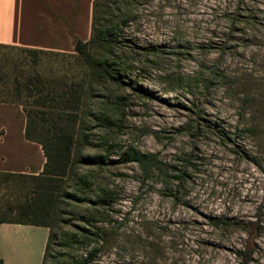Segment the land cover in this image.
I'll return each instance as SVG.
<instances>
[{
    "label": "rangeland",
    "instance_id": "rangeland-1",
    "mask_svg": "<svg viewBox=\"0 0 264 264\" xmlns=\"http://www.w3.org/2000/svg\"><path fill=\"white\" fill-rule=\"evenodd\" d=\"M108 11L115 78H90L75 50L0 44V76L83 82L78 156L101 160L71 169L46 264H264V0ZM26 184L0 176L2 214Z\"/></svg>",
    "mask_w": 264,
    "mask_h": 264
},
{
    "label": "trees",
    "instance_id": "trees-1",
    "mask_svg": "<svg viewBox=\"0 0 264 264\" xmlns=\"http://www.w3.org/2000/svg\"><path fill=\"white\" fill-rule=\"evenodd\" d=\"M109 2L110 0L101 2L95 0L91 36L88 40H77L73 53L80 57L92 79L115 78V73L119 74L113 70L114 66L110 62L112 58L109 55L112 51L110 47L114 49L115 43L113 32L109 23L98 16V11L108 14ZM104 47L107 48V55L103 54ZM20 49L35 57L39 53L54 52L23 46ZM0 77V102L18 103L22 106L26 116L25 135L28 139L38 142L45 155L43 169L38 174L0 171V176L5 179L17 178L27 181L28 188L25 201L17 206V214L8 216L0 212V222L48 227L49 235L41 263L46 264L55 237V219L58 216L61 198L71 195L64 192V183L71 169L79 160L87 163L101 161L99 158L78 156L75 125L76 111L83 102L81 90L83 82H73L68 88L61 89L55 80L52 82L38 71L34 74L29 72L25 76L17 74L8 78L6 74H1ZM54 114L64 120L63 123H60ZM144 157L141 155L140 160L143 161ZM0 264L3 263L0 261Z\"/></svg>",
    "mask_w": 264,
    "mask_h": 264
},
{
    "label": "crops",
    "instance_id": "crops-1",
    "mask_svg": "<svg viewBox=\"0 0 264 264\" xmlns=\"http://www.w3.org/2000/svg\"><path fill=\"white\" fill-rule=\"evenodd\" d=\"M95 0H0V44L71 53L87 39ZM26 116L18 103L0 102V171L38 174L45 155L25 135ZM41 225L0 222V261L41 264L49 235L34 237Z\"/></svg>",
    "mask_w": 264,
    "mask_h": 264
}]
</instances>
